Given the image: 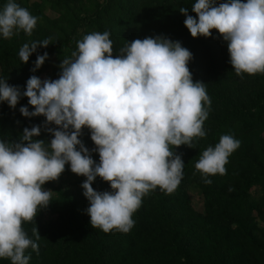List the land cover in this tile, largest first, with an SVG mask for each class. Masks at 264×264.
<instances>
[{"label":"trees","instance_id":"obj_1","mask_svg":"<svg viewBox=\"0 0 264 264\" xmlns=\"http://www.w3.org/2000/svg\"><path fill=\"white\" fill-rule=\"evenodd\" d=\"M0 264H264V0H0Z\"/></svg>","mask_w":264,"mask_h":264},{"label":"rangeland","instance_id":"obj_2","mask_svg":"<svg viewBox=\"0 0 264 264\" xmlns=\"http://www.w3.org/2000/svg\"><path fill=\"white\" fill-rule=\"evenodd\" d=\"M20 2H25V0H19ZM35 0H30V2H33ZM36 1H42V0H36ZM99 2H103V0H98ZM43 10L46 12V15H48L51 18H55L57 15L49 8L48 4L45 5V7L43 8ZM5 34L8 35L9 34V29L5 30ZM106 64L103 63L101 65L102 69L106 70ZM48 88L42 85H38L37 89L40 92L45 91ZM131 87H128V89L130 90ZM42 89V90H41ZM120 106H123V104H121ZM126 107L129 109L131 106L127 103ZM122 111L123 114H127L128 111H126L124 108L120 109ZM131 110V108H130ZM132 111V110H131ZM134 112L138 113L139 115L142 116V111L141 109H139L138 107L133 109ZM55 186L59 187L60 190L64 193V194H68V193H74L77 188L74 185V180H72L70 177L66 176L64 173L60 175V177L55 181ZM40 194L44 195L49 201L51 202H56L57 201V196L55 193H52L48 190H43L40 192ZM259 193L255 192V197H258ZM189 197H190V202H191V206L198 212L202 211V205H203V199L201 196V193L199 192V190H197L195 187H192L189 191Z\"/></svg>","mask_w":264,"mask_h":264}]
</instances>
